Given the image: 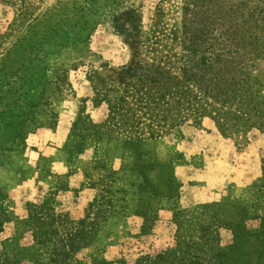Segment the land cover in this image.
Returning <instances> with one entry per match:
<instances>
[{
	"label": "rangeland",
	"instance_id": "obj_1",
	"mask_svg": "<svg viewBox=\"0 0 264 264\" xmlns=\"http://www.w3.org/2000/svg\"><path fill=\"white\" fill-rule=\"evenodd\" d=\"M215 2L0 0V264H264V60L212 98Z\"/></svg>",
	"mask_w": 264,
	"mask_h": 264
},
{
	"label": "trees",
	"instance_id": "obj_2",
	"mask_svg": "<svg viewBox=\"0 0 264 264\" xmlns=\"http://www.w3.org/2000/svg\"><path fill=\"white\" fill-rule=\"evenodd\" d=\"M210 9V17L206 19L208 26L202 30V36L207 40H201L207 44L209 56L201 57L199 61L202 66L208 65L210 71L216 66L217 72L208 78L213 86L209 92L213 99L224 102L229 96H244L256 81L249 70L254 67V62L264 60V0H216ZM215 30L217 36L207 37L210 31ZM134 50L137 53L138 49ZM137 62L132 64L133 68H127V84L141 77L138 72L144 73V78L138 79L139 83H144L147 74L159 98L165 95L168 82L177 85L178 78L169 76L163 67L165 62L147 63L148 71ZM187 94H190L189 91Z\"/></svg>",
	"mask_w": 264,
	"mask_h": 264
}]
</instances>
